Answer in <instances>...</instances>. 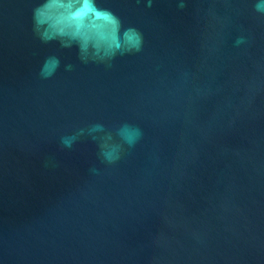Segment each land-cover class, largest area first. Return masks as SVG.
<instances>
[{
  "label": "water",
  "instance_id": "water-1",
  "mask_svg": "<svg viewBox=\"0 0 264 264\" xmlns=\"http://www.w3.org/2000/svg\"><path fill=\"white\" fill-rule=\"evenodd\" d=\"M46 2L0 0V264H264L257 0H95L141 37L104 60Z\"/></svg>",
  "mask_w": 264,
  "mask_h": 264
},
{
  "label": "clouds",
  "instance_id": "clouds-1",
  "mask_svg": "<svg viewBox=\"0 0 264 264\" xmlns=\"http://www.w3.org/2000/svg\"><path fill=\"white\" fill-rule=\"evenodd\" d=\"M255 9L264 14V0H257ZM37 23L45 26L47 39L74 42L82 54L100 60L111 58L118 50H138L141 44V37L134 29L121 33L119 20L99 9L95 0H47L37 12ZM58 66L59 61L50 58L41 69V76H52ZM124 134L131 144L138 138L139 131L126 127ZM65 143L70 146L71 140ZM102 155L107 162H114L119 158L118 146L104 145Z\"/></svg>",
  "mask_w": 264,
  "mask_h": 264
}]
</instances>
